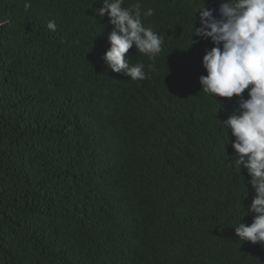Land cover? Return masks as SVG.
Listing matches in <instances>:
<instances>
[{
  "label": "trees",
  "instance_id": "16d2710c",
  "mask_svg": "<svg viewBox=\"0 0 264 264\" xmlns=\"http://www.w3.org/2000/svg\"><path fill=\"white\" fill-rule=\"evenodd\" d=\"M24 3L0 0V264H264L234 231L255 195L222 126L236 98L203 93L214 45L190 46L221 0H141L164 37L129 50L142 81L103 60L100 0Z\"/></svg>",
  "mask_w": 264,
  "mask_h": 264
},
{
  "label": "clouds",
  "instance_id": "9594fccd",
  "mask_svg": "<svg viewBox=\"0 0 264 264\" xmlns=\"http://www.w3.org/2000/svg\"><path fill=\"white\" fill-rule=\"evenodd\" d=\"M100 4L94 13L101 18L107 14L112 25L110 47L103 56L107 67L132 81L150 78L142 62L130 64L127 56L133 46L149 59L161 53L164 37L144 23L155 10L143 9L141 0L128 7L124 0H100ZM24 7L29 9L31 0H25ZM198 13L200 27L194 25L190 46L197 42L194 36L214 45L202 58L207 75L199 77L201 90L214 97L236 98L238 106L222 126L235 152L232 166L241 170L243 166L250 177L245 187L250 184L255 193L247 208L252 222H239L235 235L243 242L264 245V0H221L218 9L205 6ZM6 22L0 20V26ZM47 29L56 31L55 20L48 21ZM149 68L154 71L152 65Z\"/></svg>",
  "mask_w": 264,
  "mask_h": 264
}]
</instances>
